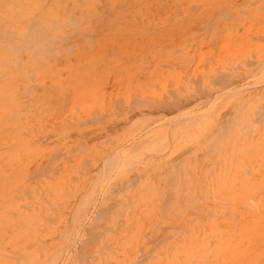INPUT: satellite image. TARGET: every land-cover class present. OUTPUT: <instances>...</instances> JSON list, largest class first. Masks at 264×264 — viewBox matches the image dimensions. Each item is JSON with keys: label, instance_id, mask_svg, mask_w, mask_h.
<instances>
[{"label": "bare ground", "instance_id": "obj_1", "mask_svg": "<svg viewBox=\"0 0 264 264\" xmlns=\"http://www.w3.org/2000/svg\"><path fill=\"white\" fill-rule=\"evenodd\" d=\"M0 264H264V0H0Z\"/></svg>", "mask_w": 264, "mask_h": 264}]
</instances>
